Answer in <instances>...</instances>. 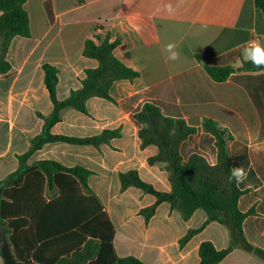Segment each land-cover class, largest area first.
I'll use <instances>...</instances> for the list:
<instances>
[{
	"label": "crops",
	"instance_id": "crops-1",
	"mask_svg": "<svg viewBox=\"0 0 264 264\" xmlns=\"http://www.w3.org/2000/svg\"><path fill=\"white\" fill-rule=\"evenodd\" d=\"M25 9L31 36L12 40L7 53L12 69L0 75V180L19 169L18 156L25 155L32 139L42 134L45 121L39 114L49 116L54 111L43 66L58 68L57 97L68 98L82 87L86 70L99 65L84 56V48L95 27L102 26L103 36L110 33L112 40L121 39L115 55L140 77L115 82L110 91L113 101L90 99L88 114L65 109L52 133L86 138L119 129L121 136L100 147L47 143L31 155L28 165L55 161L92 172L88 185L115 225L119 257L134 256L145 264H199L202 243L212 242L219 250L231 246L228 228L212 222L182 246L187 233L207 221L206 212L198 210L185 220L163 203L146 221L140 212L154 205L156 197L136 187L123 191L120 174L136 170L157 190H171L164 165L148 162L158 148L141 147V125L135 114L144 104L154 103L164 116L184 119L197 128L181 146L185 161L198 154L211 165L217 163L215 138L202 129L203 119L211 118L235 138L229 144L233 167L248 172L239 184L248 191L239 208L256 211L245 220L244 235L264 250V69L237 72L218 83L204 67H241L247 62L244 47L251 41L264 44V18L255 1L28 0ZM169 43L180 52L176 61L167 59L164 46ZM218 264H264V258L240 246Z\"/></svg>",
	"mask_w": 264,
	"mask_h": 264
},
{
	"label": "trees",
	"instance_id": "trees-1",
	"mask_svg": "<svg viewBox=\"0 0 264 264\" xmlns=\"http://www.w3.org/2000/svg\"><path fill=\"white\" fill-rule=\"evenodd\" d=\"M27 1L0 0V75L12 69L7 60L12 40L17 36H31L30 17L25 9ZM254 1L257 12L264 18V0ZM47 9L52 17L50 5ZM103 30L102 26H96L84 48V56L97 60L98 67L87 69L82 87L72 91L65 100L57 97L58 68L50 64L43 66L54 111L49 116L39 114L45 121L42 134L32 139L25 155L18 156L19 169L0 180V227L5 229L19 264H145L134 256H118L114 246L115 225L88 185L91 171L80 166L68 168L55 161L28 165L31 155L47 143L100 147L121 136L119 129L105 130L98 136L86 138L52 133L65 109L88 114L90 99L113 101L110 91L115 82L134 81L140 77L139 72L115 55L121 39L112 40L110 33L103 36ZM204 67L218 83L228 81L237 72L264 69L251 62L241 67L206 64ZM135 119L141 125V147L154 145L159 150L156 156L149 158V164H163L171 185L169 192L159 191L144 181L136 170L120 174L123 191L136 187L156 197L154 205L140 212L146 221L151 220L163 203H169L185 220L203 210L207 221L200 228L190 230L181 245L185 246L212 222L228 228L232 244L219 250L212 242L202 243L199 264H218L240 246L264 258V250L250 244L243 231L245 220L256 215L254 208L248 212L239 208L241 197L248 191L228 180L233 167L229 144L235 139L230 130L211 118L203 119L202 129L215 138L218 149L217 163L211 165L201 155L193 154L187 161L181 155L182 144L197 133V128L189 126L184 119L164 116L160 107L150 102L135 114Z\"/></svg>",
	"mask_w": 264,
	"mask_h": 264
},
{
	"label": "clouds",
	"instance_id": "clouds-1",
	"mask_svg": "<svg viewBox=\"0 0 264 264\" xmlns=\"http://www.w3.org/2000/svg\"><path fill=\"white\" fill-rule=\"evenodd\" d=\"M169 12H172V6H166ZM164 51L167 52V59L176 61L180 58V52L177 50V45L169 43L164 46ZM243 58L247 62H251L257 68L264 66V44L259 41H251L243 49ZM248 176V172L242 166L232 167L229 183L235 182L237 185L242 184Z\"/></svg>",
	"mask_w": 264,
	"mask_h": 264
},
{
	"label": "water",
	"instance_id": "water-1",
	"mask_svg": "<svg viewBox=\"0 0 264 264\" xmlns=\"http://www.w3.org/2000/svg\"><path fill=\"white\" fill-rule=\"evenodd\" d=\"M261 67L264 68V66ZM0 249L4 264H19L15 259L8 236L3 227H0Z\"/></svg>",
	"mask_w": 264,
	"mask_h": 264
},
{
	"label": "built area",
	"instance_id": "built-area-1",
	"mask_svg": "<svg viewBox=\"0 0 264 264\" xmlns=\"http://www.w3.org/2000/svg\"><path fill=\"white\" fill-rule=\"evenodd\" d=\"M4 262V259L2 257V255H0V264H2Z\"/></svg>",
	"mask_w": 264,
	"mask_h": 264
},
{
	"label": "rangeland",
	"instance_id": "rangeland-1",
	"mask_svg": "<svg viewBox=\"0 0 264 264\" xmlns=\"http://www.w3.org/2000/svg\"><path fill=\"white\" fill-rule=\"evenodd\" d=\"M2 264H4V262Z\"/></svg>",
	"mask_w": 264,
	"mask_h": 264
}]
</instances>
